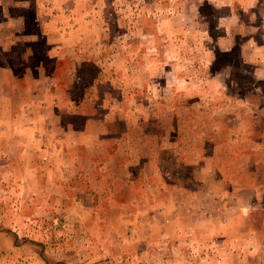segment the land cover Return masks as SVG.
<instances>
[{"label": "rangeland", "instance_id": "obj_1", "mask_svg": "<svg viewBox=\"0 0 264 264\" xmlns=\"http://www.w3.org/2000/svg\"><path fill=\"white\" fill-rule=\"evenodd\" d=\"M0 264H264V0L0 4Z\"/></svg>", "mask_w": 264, "mask_h": 264}, {"label": "crops", "instance_id": "obj_2", "mask_svg": "<svg viewBox=\"0 0 264 264\" xmlns=\"http://www.w3.org/2000/svg\"><path fill=\"white\" fill-rule=\"evenodd\" d=\"M14 2V0H0V4L1 5H3V6H8L11 2ZM253 2V1H252ZM18 34V37H20V33H17ZM46 37H48V39H51V35H49L48 34V36H47V33L46 34H44ZM16 38V39H19V38ZM54 48V47H53ZM260 48V47H259ZM55 49V48H54ZM245 50V49H244ZM127 62H129L128 60H126ZM156 63V59H155V61H154V64ZM162 64V63H161ZM113 65H115V62H113ZM155 75H162L161 73H162V67L161 66H157L156 65V67H155ZM49 77H51V76H47L46 78H49ZM129 78V77H128ZM50 79V78H49ZM128 83V82H127ZM59 94H61V93H59ZM58 98L60 99V97L58 96ZM74 113H78L79 115H81L82 117H87V116H89V113H86V112H84L83 110H77V109H75L74 110Z\"/></svg>", "mask_w": 264, "mask_h": 264}]
</instances>
